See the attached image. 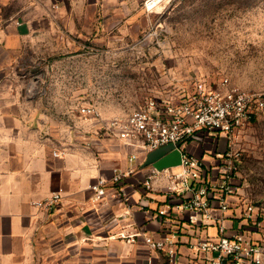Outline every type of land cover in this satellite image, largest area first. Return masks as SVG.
Listing matches in <instances>:
<instances>
[{
  "label": "crops",
  "instance_id": "crops-1",
  "mask_svg": "<svg viewBox=\"0 0 264 264\" xmlns=\"http://www.w3.org/2000/svg\"><path fill=\"white\" fill-rule=\"evenodd\" d=\"M141 1L22 0L18 12L0 17L6 22L0 26V43L14 56L29 54L33 48L55 52L63 32L70 37L77 33L83 17L92 27L97 22L99 29L113 19L117 24L128 19L130 24L138 20L135 13L142 9ZM2 78L0 264H168L164 254L150 251L141 240L129 244L114 237L123 226L163 235L165 220L157 216V203H152L157 196L138 186L142 173L125 182L134 205L130 213L111 189L98 202L90 190L98 178H110L116 168L127 166L130 154L140 156L141 150L86 120L79 108L87 104L78 106L75 115L69 114L67 122L54 115L34 94L35 84L43 83V77L21 81L13 71ZM186 148L197 157L206 156V147L203 150L190 142ZM54 151H65V155L55 157ZM54 192L63 195L54 210L31 205ZM188 255L187 246L181 244L180 264H188Z\"/></svg>",
  "mask_w": 264,
  "mask_h": 264
},
{
  "label": "rangeland",
  "instance_id": "rangeland-1",
  "mask_svg": "<svg viewBox=\"0 0 264 264\" xmlns=\"http://www.w3.org/2000/svg\"><path fill=\"white\" fill-rule=\"evenodd\" d=\"M143 1L130 24L113 19L99 29L83 17L77 33L63 32L55 52L33 48L14 56L0 43V76L14 71L21 81L43 77L34 94L66 122L84 104L111 119L132 113L150 97H180L197 84L215 86L223 79L264 90V0H174L153 14ZM21 7L22 0H0V17ZM232 142L242 154L240 198L264 203V117ZM227 143L221 141L220 150Z\"/></svg>",
  "mask_w": 264,
  "mask_h": 264
},
{
  "label": "built area",
  "instance_id": "built-area-1",
  "mask_svg": "<svg viewBox=\"0 0 264 264\" xmlns=\"http://www.w3.org/2000/svg\"><path fill=\"white\" fill-rule=\"evenodd\" d=\"M173 1L144 0L143 7L153 14ZM79 111L120 142L141 150L140 156L130 154L127 166L116 168L110 178H98L90 185L94 202L111 189L130 213L134 205L125 182L142 173L138 186L157 196L152 203H157V216L165 220L162 236L123 226L114 237L129 244L141 240L150 251L164 254L168 264H180L181 244L189 251L188 264H264V203L240 198L242 154L232 142L242 128L264 117V90L243 89L223 79L215 86L197 84L180 97H150L132 113L109 120H103L93 105ZM225 139L227 147L220 150ZM190 142L206 147V156L188 152ZM169 144L181 152L180 166L162 172L141 168L147 154ZM63 155L65 151L53 152L55 157ZM62 199L61 192H54L31 205L50 212Z\"/></svg>",
  "mask_w": 264,
  "mask_h": 264
},
{
  "label": "water",
  "instance_id": "water-1",
  "mask_svg": "<svg viewBox=\"0 0 264 264\" xmlns=\"http://www.w3.org/2000/svg\"><path fill=\"white\" fill-rule=\"evenodd\" d=\"M181 162V152L173 144H169L147 154L141 168L153 167L156 171L162 172L165 169L180 166Z\"/></svg>",
  "mask_w": 264,
  "mask_h": 264
}]
</instances>
